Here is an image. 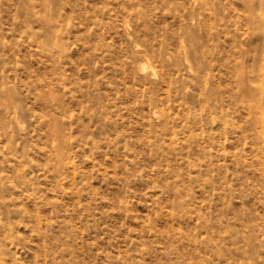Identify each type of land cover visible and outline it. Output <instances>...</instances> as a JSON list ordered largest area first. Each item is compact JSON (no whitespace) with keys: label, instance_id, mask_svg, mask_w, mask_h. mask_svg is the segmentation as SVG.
I'll return each instance as SVG.
<instances>
[{"label":"rangeland","instance_id":"obj_1","mask_svg":"<svg viewBox=\"0 0 264 264\" xmlns=\"http://www.w3.org/2000/svg\"><path fill=\"white\" fill-rule=\"evenodd\" d=\"M0 264H264V0H0Z\"/></svg>","mask_w":264,"mask_h":264},{"label":"bare ground","instance_id":"obj_2","mask_svg":"<svg viewBox=\"0 0 264 264\" xmlns=\"http://www.w3.org/2000/svg\"><path fill=\"white\" fill-rule=\"evenodd\" d=\"M190 67V66H189ZM252 97V96H251ZM58 136V135H57ZM54 137V136H53ZM55 139H56V137H55ZM52 142H53V140H52Z\"/></svg>","mask_w":264,"mask_h":264}]
</instances>
